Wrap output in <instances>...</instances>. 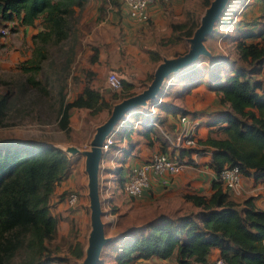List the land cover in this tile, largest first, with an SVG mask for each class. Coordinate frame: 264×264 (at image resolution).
<instances>
[{"label":"trees","instance_id":"trees-1","mask_svg":"<svg viewBox=\"0 0 264 264\" xmlns=\"http://www.w3.org/2000/svg\"><path fill=\"white\" fill-rule=\"evenodd\" d=\"M86 1L0 0V21L16 20L21 25L33 24L37 19L41 21V27L30 35L28 54L14 65L15 74L8 79H0V127L14 124L16 117H25L26 114L40 116L39 108H36L37 113L31 111L37 102L46 101L53 88L44 63L51 51L59 55L66 51L62 66L73 60L75 46L80 42L75 38L76 42H70L67 49L63 42L71 39L75 6L81 7ZM208 2L199 0V5L204 7ZM101 7V4L97 7V18L102 15ZM184 15L183 20L170 23L171 32L160 43L184 42V38L191 35L199 15L194 14L191 8ZM228 18L227 13L221 10L207 35L215 32L216 23L221 24L222 29L226 28ZM221 35L232 43L234 55L215 51L206 45L209 54H201L200 58L205 62L194 66L191 63L186 65L188 68L185 66L183 70L169 74V83L176 84L177 81L181 85L186 82L189 88L200 81L205 72L204 82L214 90L221 106L217 116L208 121L212 126L204 139H198L199 147L179 146V156L165 153L171 158L191 161V151L207 147L210 154L208 163L215 175L224 166L234 164L240 174L261 178L264 177V94L258 90L262 85L255 76L262 71L264 62V29L236 34L225 31ZM91 48L89 60L94 59L96 51L94 45ZM148 53L152 60L159 59L156 49H149ZM36 73L41 76H35ZM71 74L72 71L69 76ZM90 74V71L85 72L81 89L73 98H65L66 78L64 92L61 86H57L55 102L50 101V121L67 138L69 107L85 106L89 114L103 108L109 111L115 100L134 93L130 90L133 84L118 76L119 89H113L105 98L97 87L89 83ZM150 78L151 73H148L145 80ZM173 93L179 95L180 90ZM157 102L156 107L165 112H189L162 98ZM25 104H31V107ZM142 109L137 105L129 111L120 133L127 137L132 128L126 125L137 120L144 136L149 137V132L153 131L154 136L160 139L148 120L161 122L162 116L156 110L148 112L151 118H145L147 114L141 116L144 115ZM41 120L38 117V121ZM71 164L72 158L57 146L20 139L0 141V264H45L51 258L62 259L51 253L46 243L53 236L57 221L49 211L48 197ZM183 199L188 205L181 212L158 211L143 221L133 220L121 225L120 234L126 235V239L118 246H111L109 258L112 262L104 264H133L137 258L157 259L137 264H213L214 258L210 260L208 254L214 246L218 249L216 257L221 259L220 264H264V208L256 206L252 197L246 196L239 202L229 199L226 187L213 177L208 194L186 192ZM108 203L110 212L115 213L111 201ZM71 228L66 235L70 239L67 250L80 258L83 252L77 240L71 243L75 237L70 233ZM159 259L165 261L160 262Z\"/></svg>","mask_w":264,"mask_h":264},{"label":"crops","instance_id":"crops-1","mask_svg":"<svg viewBox=\"0 0 264 264\" xmlns=\"http://www.w3.org/2000/svg\"><path fill=\"white\" fill-rule=\"evenodd\" d=\"M183 2L184 0H170L168 2H165L163 0H154L147 5L146 19H140L136 16L131 15L128 12L127 7L121 2L118 3V7L110 6L108 4L106 8L107 13L103 17L101 15L99 18H97V13L95 11L93 19L95 18V21H97L96 25L100 24L102 26L103 34H101L99 38L100 40H96L98 42H92V40H90L92 35H86L90 42H92V45L96 47L95 56L93 60H89V55H87V58L84 59L83 64H80L79 62L77 63V68H74L75 70L73 72V75H75V77L71 78V80H67L65 98L68 100L73 98L76 92L81 89L82 83L86 78L84 76L86 71L91 72L89 83L93 87H97L105 98L113 90L108 85H106L105 81L103 80V75L107 70H113L118 73L120 77H124L129 80L133 84L130 90H133L134 93L140 91L149 81L145 80L147 74L151 73L152 75L155 66L162 60V58L170 57L180 52L178 50L172 52L171 54H164L162 52L163 46H167L169 44H180L183 49L187 48L188 46V36L184 38L185 43L181 40L178 41L179 43H160L161 39H164L170 34V23L173 21H181L184 19L185 11L188 8H183L181 14H177L176 11L177 9H181V7L183 6ZM174 10L176 12H174ZM222 11L227 13V15L232 12L231 16L233 18L236 17V19L232 18L230 22H227L229 23L227 27L231 26L228 31L231 34L247 33L250 31H259L264 29V0H227L226 4L222 8ZM172 17L176 18L172 19ZM23 28L25 31H28L29 36L36 30L35 26L26 27L23 25ZM225 30L226 28H223L222 32H225ZM98 32H100L99 28ZM149 49H156L158 51V60H152L150 58V55L148 53ZM232 55H234L233 49ZM200 58H196V61H193L191 62L192 64H189H191V66H194L198 63L201 64L205 62V60H201ZM185 66L186 65L181 66L176 70H183V67ZM185 68L188 67L186 66ZM261 70V72L256 74L255 78L261 81L262 86L258 88V90L264 94V62L262 63ZM202 77L203 78L200 81L187 88L186 82H184L181 87L169 83L171 77L168 75L167 78H165L162 82L163 84L160 87L157 95L159 99H165L166 101L180 105L187 111H189L183 112V114H186L187 116L190 115L191 118L197 122L195 128V135L197 136V139H204L207 136L208 130L212 126L208 124V121L214 119L217 116L218 110L221 107L214 90L208 85V83L204 82V79L206 77L205 72L204 74H202ZM182 89L189 90L183 91ZM166 90L169 91L168 94H166ZM175 90H180V94L175 95L173 93ZM163 91L165 92V94ZM197 91H201L203 96L194 99V93ZM160 93L161 95H159ZM172 93L174 95H172ZM170 95L176 98H180L182 96L184 97L182 98V101L175 102L167 98ZM151 99L153 101L155 97ZM157 103H154L153 106L156 107ZM147 106L148 105L141 106V108L147 109ZM156 108L157 111L163 112L159 113L162 116L161 122L157 120V123L153 125V129L160 135V139L154 136L153 131L149 132V137L144 136L140 132L141 127L137 124L126 125L127 127L132 128L128 132V136L126 137L125 135H122L120 133V130H122L121 125L123 121H118L112 129V131H114V134H117L114 142L111 144V146L113 147V152L108 156L105 155L103 161L99 162L100 165L103 164V167H101V170H99L98 176H100L101 179L105 180V184L109 185L108 200L111 201L112 205L116 209L115 213H112V215L116 217V220L115 223L110 224V227L108 229L106 227L107 224L114 221H110L111 219L108 215L109 223L107 221V223L103 225L104 234L106 236H109L110 239L105 245L102 246L96 264L112 262V259L109 258V253L112 252V250H110L111 246H118L126 239V235L120 234V232L122 231L120 227L121 225H125L127 222H129V220L127 219V217H120L121 214L119 216L117 214L121 213L120 211H122L123 215H125L126 212L134 209V207H132L133 204L129 200V196L124 193L121 186L123 177L128 168L140 164L141 162L146 160L152 153L160 151L162 149L166 153L168 152L171 155L179 156V147L173 148L172 146L167 145L162 135V131L174 134L180 126L179 116L181 114H174L169 111L165 112L163 110H160L158 107ZM108 112L109 111L107 109L103 108L93 114H89L88 108L85 106H71L67 109L68 125L70 127L68 138L64 137L62 142L52 141L51 139L47 138L41 140L48 145H53L61 148L70 158H72L71 166L69 167L68 171L62 175L64 181H61V186H55L48 197L50 205L52 203L55 207L54 211L50 208L49 211L53 215L55 214V216L57 217L55 232L49 240H53V237H56V239L64 238L65 243L66 240H70L66 237V235L69 229L72 227L69 221L73 220L75 223H77L79 232L75 233L74 240H72L71 243H73L75 240L80 243L83 252L82 256L86 247L87 233L89 231L88 229L85 236L82 235V228L84 227V223L87 220L84 209L86 208V206H88V202L85 203V200L79 198L75 203L67 206L65 201L66 197H64V195L62 197L61 190L62 188H65L69 184L73 183V179H71L70 176V171L75 167V165H78L80 163L84 168V156L82 155L80 150L88 148V141L94 131L95 126L106 118ZM150 114L151 113H147L146 116H141H145V118H151ZM153 117H156V115H154ZM85 127H88L86 131L84 130ZM57 130L60 131V129ZM73 137H76V139ZM68 146H73L76 148V150L69 151L67 149ZM206 148L207 147H205L201 151H191L189 155L191 161H188L185 165H183L180 170L173 173H163V176H165V182L163 183L160 181L159 174L149 171L148 187L144 188L139 195L130 197H140V199H146L148 198V194H150V192L155 191L158 187H165L167 190H169V194L166 198L172 201L173 199H176V201H178V205L173 207L171 211L169 209L160 210L171 214H173L174 211L181 212L184 206L188 205V202L183 199V195L186 192H201L208 194L210 191V180L211 178L215 177V172L209 166L208 161L210 154L209 148ZM110 161H115V165H108V162ZM76 180L77 178L74 179L75 182ZM102 186L103 185L101 181H99L98 191H101ZM226 190L227 197L235 202H239L242 200V198L250 196L252 197V201L256 206L264 208V177L256 179L252 175L240 174L239 182L233 187L226 188ZM144 193L145 196L142 197ZM122 195L124 196L123 198H121ZM51 200H53V202H51ZM120 218H122V222L118 221ZM78 221L80 222L78 223ZM116 221H118L117 224ZM54 244L55 243L52 244L53 248H50L51 253L63 257L65 263L69 261V264H74L75 261L79 260L80 264L82 256L78 258L77 256L70 254L67 248L66 251L64 250L65 254L62 256L61 254L63 250L59 251L58 245ZM217 254L218 249L214 246L210 249L208 258L211 260L215 258ZM151 259L157 260L155 258ZM151 259L137 258L133 261V264L142 262L146 263ZM158 261L164 262L165 260L159 259Z\"/></svg>","mask_w":264,"mask_h":264},{"label":"rangeland","instance_id":"rangeland-1","mask_svg":"<svg viewBox=\"0 0 264 264\" xmlns=\"http://www.w3.org/2000/svg\"><path fill=\"white\" fill-rule=\"evenodd\" d=\"M97 1L96 0H87L81 7L76 8V6H75L74 19H73V30L70 33L71 39L67 38V40H65L63 42L65 49L68 48V44L70 42H71V44L76 42L75 38H77V41L80 42L79 46H75V52L72 55L73 60L71 62H69L67 65L62 66L64 58L66 56V51H64V54H62V55H59V54L55 53L54 51H51L48 54L47 60L44 63V65H45V71L48 72V74L50 76L49 77L50 84L53 85V88H51L52 94L48 95L46 97V101L44 103L41 102V100L39 102H37V104H35V106H34V109H32V111H31L33 113H37L38 111H36V108H39L40 109V112H39L40 116H38V117H40L42 120L38 121V117L32 113L30 115L26 114L25 117H16V119H17L16 123L9 124V125H6L4 127H0V141L20 139L23 141L29 140L31 142H36V141H41L44 138L51 139L52 141H56V142H62L63 141V138L65 137L64 134L62 132H60L59 130H57V127L55 126L54 122L50 121L52 119V112L50 110L49 105H50V101L55 102V90H56L55 88H57V86H61V89L64 92L63 87H64V84L66 83V78H67V80H69L72 78V76H73V78L75 77V75H73V72L77 68V66H76L77 63L78 62L80 64L84 63V59H86L87 55H89L93 50L91 48L92 42L96 41V40H100L99 38H100L101 34H103L102 26L100 24L96 25L97 21H95V18L93 19V16L95 15V11H96V13L98 12L97 11L98 5L99 4L102 5V7H101L102 13L101 14L103 17L107 13L106 8H107L108 4L110 6L118 7V3H119L118 0H99L98 2ZM204 7H203V5H201V6L199 5V0H184L183 6L181 7V9H177L176 11H177V14L178 13L181 14L183 8H191L192 11L194 12V14L196 13L197 16L198 15L200 16L204 10ZM232 7H233V5H232ZM176 11L174 10V12H176ZM227 16L229 17L228 21L230 22V20L233 17L231 16V14H228ZM175 18L176 17H172V19H175ZM233 19H236V17H234ZM198 21H199V17H198ZM0 23L6 24L9 27V30L5 35H0V79H8L9 76H12L13 74H15V71H16L15 66H14L15 63L18 60L24 58L28 54L29 46H30L31 42H30V36L28 35V31H25L23 28V25L21 26V24H19L16 20L0 21ZM216 25H217L215 27L216 30L212 35L208 36L207 35L208 33L206 34V36L203 40L205 46L208 45L209 47H211L212 49H214L216 51H219L221 53L223 51L225 53H231V55H232V43L227 41V38L223 39V37L221 35V33H222L221 24L216 23ZM227 25H229V23H227ZM24 26H26V27L35 26L36 30H37L38 28L41 27V21H40V19H37V20H35V22L33 24H26ZM230 27L229 26L226 27L225 31H229ZM98 28L100 29V32H98ZM86 35H90V36L92 35V37L90 39V40H92V42H90V40L88 39V37H86ZM96 42H98V41H96ZM177 43H179V42H177ZM162 48H163L162 52L164 54H171L172 52L178 51V50L180 51L179 53H181L182 51H184L186 49V48L183 49V47L180 44H174V45L169 44L167 46H163ZM172 56H175V55H172ZM200 57H202V56L199 55L197 57V59H199ZM71 71H72V74L69 76ZM108 71L109 70H107L103 75V80L105 81L106 85H107L106 73ZM177 71H179V70H176L172 73H175ZM116 74L120 77V75L118 73H116ZM35 76L40 77L41 75L39 73H36ZM175 82H176V84H174V85L181 87L182 84L180 85L179 84L180 82H177V81H175ZM1 85L2 84L0 82V88H1ZM116 91H117V89H116ZM200 96L201 97L203 96L201 91H197L194 93V99H197ZM183 97L184 96H182L180 98H176V97H172L170 95L167 98L171 99L175 102H180L183 100L182 99ZM147 101H148L147 107L150 108L149 103H150V101H152V99L147 100ZM25 106L31 107V104H28V105L25 104ZM138 107H140V106H138ZM152 107H153V111H156L157 108L154 106H152ZM28 113H30V112H28ZM159 113H163V112L160 111ZM18 119H20V120H18ZM132 123H135V122L132 121ZM87 129H88V127L84 128L85 131ZM73 138L76 139V137H73ZM112 149H113V147L110 146L109 149L104 154V157H105V155H107V156L110 155V153L113 152ZM108 163H109L108 165H110V166L115 165V161H110ZM112 167H114V166H112ZM112 170H114V169H112ZM70 172H71L70 176H71V179H73V183L69 184L65 188H62V190H61L62 197H63V195H64V197H66L65 201H66L67 206L72 205L79 198H82L83 200H85V203H87L88 202L87 185H86L87 177H86V173L84 171V168L82 167V164L79 163L78 165H75V167ZM75 178H77L78 182H77V180H76V182L74 181ZM62 180L64 181L63 177L57 181L55 186H57V187L61 186ZM118 181H119V179H118ZM71 191L75 192V198L73 201H69V199H68V195ZM168 194H169V190H167L165 187H158L155 191L150 192V194H148V198H146V199H140V197L133 198V197L129 196V198H130L129 200L133 204L132 207H134V209L129 211V212H126L125 215H123L122 211H120L121 215L120 214L119 215H120V217H123V216L127 217V219L129 221H133V220L134 221H143V220L147 219L149 216H151L152 214H154L155 212L161 211L160 209H164V210L169 209L171 211V209L173 207L178 205V201H176V199H173V201H172V200H169L168 198H166ZM136 195H139V194H136ZM136 195H133V196H136ZM143 196H145V193L142 195V197ZM123 197L124 196L122 195L121 198H123ZM51 202H53V200H51ZM99 202H100V200H99ZM106 203H107V201L105 202V204ZM105 204H104V202L103 203L100 202V207L102 210H105L103 208V205H105ZM107 206H108V208L110 207V205H108V204H107ZM104 207H106V205ZM49 208L54 211V208H55L54 204L51 203ZM84 212L86 214L87 220L84 223V227L82 228L83 229V232H82L83 236L86 235V232L90 228L89 206H86V208L84 209ZM101 218H102V221L104 223H107L108 213H106L105 215H102ZM115 220H116V217L113 216L110 220L113 222L109 223V221H108L109 224H107L106 227L109 229L110 224L115 223ZM118 221L122 222V218H120ZM118 221H116V224L118 223ZM69 222L72 225V228H71L72 232H70V233L75 234L76 232H79V230L77 228V223H75L73 220H71ZM79 222L80 221H78V223ZM64 240H65L64 238L56 239V237H53V240H48L46 243L48 244L49 248H53V246H52L53 243H55L54 245H58L59 251L63 250V252L61 254L63 256L65 254L67 244L69 242V240H66V243H65ZM61 258L62 259H59L61 264H69L68 263L69 261L65 263L64 258L63 257H61ZM74 264H79V260L75 261Z\"/></svg>","mask_w":264,"mask_h":264},{"label":"water","instance_id":"water-1","mask_svg":"<svg viewBox=\"0 0 264 264\" xmlns=\"http://www.w3.org/2000/svg\"><path fill=\"white\" fill-rule=\"evenodd\" d=\"M226 2L227 0H209L199 16L197 25L192 30L191 35L187 37V48L175 56L162 58L155 66L150 80L140 91L114 102L106 118L95 126L88 141V148L80 150L84 156V170L87 177L86 185L90 224L87 233L86 247L80 264H96L102 246L110 239L109 236L104 234L103 225L105 223L101 218V216L108 213V211L101 209L98 195V173L99 170H101L99 162L103 155L100 145L104 136L114 128V125L118 121L122 122L133 107L137 105L146 106L147 100L156 97L163 84L164 78L172 71L195 61L200 54H209V50L206 48L203 40L206 34L211 30L215 19L219 16ZM36 142L38 144L48 145L42 141ZM67 149L69 151L76 150L73 146H68Z\"/></svg>","mask_w":264,"mask_h":264},{"label":"built area","instance_id":"built-area-1","mask_svg":"<svg viewBox=\"0 0 264 264\" xmlns=\"http://www.w3.org/2000/svg\"><path fill=\"white\" fill-rule=\"evenodd\" d=\"M121 3H123L127 9L128 12L136 16L140 19H144L146 17V8L147 5L154 1V0H118ZM163 1H169V0H163ZM9 30V27L6 24L0 23V35H5ZM106 83L107 85L112 89H119L120 87V79L118 75L113 71L109 70L106 73ZM159 100V97H155L153 101L149 103L150 108L142 109L143 114L146 115L148 112H153V105ZM129 114V113H128ZM127 117V116H125ZM124 117V118H125ZM180 119V126L178 130L173 134L170 132L162 131V135L165 139V141L168 143V145L172 146L173 148H178L179 146H194L199 147L200 143H198L197 136L195 135V128L197 122L192 119L190 116H187L186 114H181L179 116ZM135 123L138 124V121L135 120ZM148 123L156 124L157 122L153 120H148ZM114 142V131L108 132L100 145V148L102 150V157L100 158V161H103L104 154L109 149L111 144ZM188 161H186L184 158H171L168 155H166L163 151H156L152 153L146 160L141 162L138 165H134L128 168L126 171L124 178L122 180V189L124 193L128 196H133L136 194H140L142 190L149 185V178H148V172L152 171L154 173H157L160 175V181L163 183L165 182V176H163V173H173L175 171L180 170L183 165H185ZM100 167H103V164L100 165ZM217 177L222 185L226 188L233 187L239 182L240 179V172L236 165H227L221 168L218 173L215 175ZM99 181L102 183L101 191H98L99 200L101 203L107 201L105 205H103V208L105 211H108L109 218L111 219L113 217L112 213H110V210L107 206L108 203V197H109V185L105 184V180L101 179L99 176ZM75 198V192L71 191L68 195L69 201H73ZM102 200V201H101ZM222 261L220 258L216 257L213 259V264H220ZM45 264H61L60 261L56 258H51L47 261Z\"/></svg>","mask_w":264,"mask_h":264},{"label":"clouds","instance_id":"clouds-1","mask_svg":"<svg viewBox=\"0 0 264 264\" xmlns=\"http://www.w3.org/2000/svg\"><path fill=\"white\" fill-rule=\"evenodd\" d=\"M128 115H129V114H128ZM128 115H127V117H128ZM125 118H126V117H125ZM125 118H124V119H125ZM132 124H133V123H132ZM58 260H59V259H58Z\"/></svg>","mask_w":264,"mask_h":264}]
</instances>
